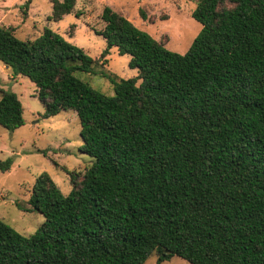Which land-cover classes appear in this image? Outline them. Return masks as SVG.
<instances>
[{
    "label": "trees",
    "instance_id": "16d2710c",
    "mask_svg": "<svg viewBox=\"0 0 264 264\" xmlns=\"http://www.w3.org/2000/svg\"><path fill=\"white\" fill-rule=\"evenodd\" d=\"M49 1L59 21L77 0ZM192 17L202 28L182 54L105 6L102 57L116 47L138 70L103 72L112 95L77 75L100 60L82 47L0 24V61L36 84L45 117L77 113L92 158L68 194L39 175L33 234L0 219V264H264V0H199ZM0 93V125H24L18 95Z\"/></svg>",
    "mask_w": 264,
    "mask_h": 264
},
{
    "label": "rangeland",
    "instance_id": "374dc122",
    "mask_svg": "<svg viewBox=\"0 0 264 264\" xmlns=\"http://www.w3.org/2000/svg\"><path fill=\"white\" fill-rule=\"evenodd\" d=\"M26 1L0 0V24L12 28L23 40H33L49 27L99 58L92 72H77V75L108 95L114 93V88L103 72L131 78L138 75V70L129 66L130 55L120 54L116 47L102 57L106 41L97 31L105 26L101 18L105 6L127 17L169 50L182 54L202 28L192 17L199 0H77L74 11L59 21L49 19L52 14L49 0H33L25 17ZM7 67L0 61V88L18 95L24 106L25 123L14 130L0 125V162L13 159L8 170L0 167V219L18 232L31 235L45 221L40 211L28 210L31 207L28 199L39 175L47 172L62 192L68 194L74 186L69 171L80 180L92 158L83 150L77 113L64 110L45 117L36 84ZM156 259L152 255L145 264H155ZM161 264L192 263L174 256Z\"/></svg>",
    "mask_w": 264,
    "mask_h": 264
},
{
    "label": "crops",
    "instance_id": "0c3cea01",
    "mask_svg": "<svg viewBox=\"0 0 264 264\" xmlns=\"http://www.w3.org/2000/svg\"><path fill=\"white\" fill-rule=\"evenodd\" d=\"M7 67V66H6ZM8 69H11V67H7ZM1 98V97H0Z\"/></svg>",
    "mask_w": 264,
    "mask_h": 264
}]
</instances>
